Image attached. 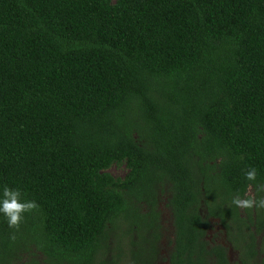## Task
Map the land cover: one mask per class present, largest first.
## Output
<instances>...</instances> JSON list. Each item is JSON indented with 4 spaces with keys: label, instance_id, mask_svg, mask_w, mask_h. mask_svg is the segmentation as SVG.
Listing matches in <instances>:
<instances>
[{
    "label": "trees",
    "instance_id": "trees-1",
    "mask_svg": "<svg viewBox=\"0 0 264 264\" xmlns=\"http://www.w3.org/2000/svg\"><path fill=\"white\" fill-rule=\"evenodd\" d=\"M250 183L264 0H0V188L39 205L0 215V264H156L162 200L169 264H230L211 220L264 264V210L231 205Z\"/></svg>",
    "mask_w": 264,
    "mask_h": 264
},
{
    "label": "clouds",
    "instance_id": "clouds-1",
    "mask_svg": "<svg viewBox=\"0 0 264 264\" xmlns=\"http://www.w3.org/2000/svg\"><path fill=\"white\" fill-rule=\"evenodd\" d=\"M257 169L249 167L244 177L249 182H254L257 179ZM248 190L242 197L239 193L231 199V205L241 210H264V183L255 185V191H252L253 185L250 183L247 186ZM22 192L17 188H10L4 185L0 188V215L6 219L10 229L19 230L20 224L24 219L25 213L38 210L39 205L35 200H22ZM15 235H11L10 239L15 240Z\"/></svg>",
    "mask_w": 264,
    "mask_h": 264
},
{
    "label": "rangeland",
    "instance_id": "rangeland-1",
    "mask_svg": "<svg viewBox=\"0 0 264 264\" xmlns=\"http://www.w3.org/2000/svg\"><path fill=\"white\" fill-rule=\"evenodd\" d=\"M108 173L111 174L113 177L122 178L126 173V169L123 166H112L108 170ZM158 211L160 213L161 220L163 221V224H162L163 228L162 229H164V233L162 230V236L163 237L159 243L160 253H159V258H158V261L156 262V264H165V254H166V252L169 251L168 247L170 244V240L172 239V236H171V231L169 228L170 213L165 206L164 200H162L160 202V205L158 207ZM212 235L213 236L216 235V237H217V233L214 230L212 232ZM218 241H219V239H218ZM229 259H230L229 260L230 264H235L238 260L237 252H235L234 250H232L231 253L229 252ZM125 260H127L126 264H131L128 258Z\"/></svg>",
    "mask_w": 264,
    "mask_h": 264
},
{
    "label": "flooded vegetation",
    "instance_id": "flooded-vegetation-1",
    "mask_svg": "<svg viewBox=\"0 0 264 264\" xmlns=\"http://www.w3.org/2000/svg\"><path fill=\"white\" fill-rule=\"evenodd\" d=\"M211 225H212L213 228H212L211 231H209V235H210V237L213 236V235H212L213 230L217 233V237H216L217 239H215V240H217V241H216L217 244H220V245H222L224 248L227 249V258H228V262L230 263V261H229V260H230V259H229V252H230V253L232 252V248H231V246L226 242V236H225V233H224L222 227L219 225V222H218L217 220H211ZM170 228H171V227H170ZM171 232H172V229H171ZM218 239H219V241H218ZM168 253H169V251L166 252V254H165V259L168 258ZM165 264H169L167 260L165 261Z\"/></svg>",
    "mask_w": 264,
    "mask_h": 264
}]
</instances>
